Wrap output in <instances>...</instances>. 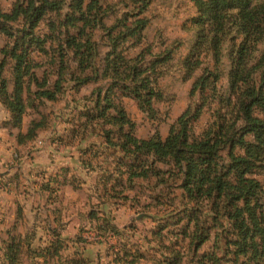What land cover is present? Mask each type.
Here are the masks:
<instances>
[{
    "label": "trees",
    "instance_id": "obj_1",
    "mask_svg": "<svg viewBox=\"0 0 264 264\" xmlns=\"http://www.w3.org/2000/svg\"><path fill=\"white\" fill-rule=\"evenodd\" d=\"M194 2L199 16L193 24L199 30L193 47L205 45L217 63L230 29L241 36L228 71L227 96H214L213 114L202 131L194 127L204 107L206 81L212 76L215 82L216 73L193 84L189 94L198 90L201 101L185 108L165 137L159 132L147 138L135 135L125 99L153 115V100L159 97L155 67L170 57L143 45L147 1L132 10L116 6L118 20L109 26L104 11L96 13L101 10L97 0H11L9 10L0 5V34L5 36L0 47V101L9 111V122L19 127L28 107L38 113L43 99L56 101L72 93L58 117L66 127L55 140L84 148L89 153L80 159L84 167L91 168L104 155L100 161L105 165H98L102 173L92 184L99 206L88 213L96 236L119 235L104 207L129 200L131 207L156 218L151 234L163 237L167 231L173 247L187 240L195 264H264L263 192L256 178L264 174V50L253 63V53L264 40V0ZM99 29L105 35L102 46L94 37ZM188 60L184 64L191 67ZM88 84H93L91 91L79 96ZM38 115L18 140L34 137L48 124L47 115ZM52 180L50 175L41 187L54 191ZM127 190L134 195L125 194ZM44 228L53 236L44 242L35 225L25 232H9L0 244L1 264L22 259L29 264L91 262L84 246H77L85 245V237L70 240L73 251L66 253L70 244L56 228L49 222ZM205 243H211L210 249L197 254ZM172 253L168 263L161 264H177L179 252ZM146 255L118 248L112 261L124 264Z\"/></svg>",
    "mask_w": 264,
    "mask_h": 264
},
{
    "label": "rangeland",
    "instance_id": "obj_2",
    "mask_svg": "<svg viewBox=\"0 0 264 264\" xmlns=\"http://www.w3.org/2000/svg\"><path fill=\"white\" fill-rule=\"evenodd\" d=\"M145 1H147V5L144 7L142 15L147 18L148 23L144 30L143 45H147L156 55L166 53L170 57L155 67V73L159 74L156 80V89L159 92V97L153 100V115L140 111L136 104L132 103L129 99H126L124 102L129 117L135 123V135L140 138H146L159 132L161 136H165L168 133L169 126L176 121V118L185 108L201 101L198 90L189 94L193 84L202 76L216 73L218 79L215 82L212 81V76H209L206 81V95L203 98L204 107L197 125L194 127L195 131L200 132L206 127L207 122L210 121L213 114L212 109L216 103V101H213L214 96L219 97V99L227 96L228 71L231 67V60L234 55L233 51L241 36L230 29L222 43L219 60L216 63L212 51L208 47L205 45L193 47L199 30L198 24H193V18L195 19L199 16L198 7L194 0H97L98 6H101V10L98 8L96 13L101 15L102 11H104L103 20L109 26L118 20L120 12L116 15L114 12L116 6L123 8L126 5L127 9L130 8L132 10V6H139ZM0 5L3 9L9 10L11 0H0ZM104 36L101 29L94 32V37L101 46ZM4 43L5 36L0 34V47ZM139 46L140 44H137L134 47L136 48L134 52L137 51ZM263 50L264 40L256 47L253 53V63L256 62ZM186 58L189 59L188 64L192 63L191 67L185 66L184 61ZM258 69L259 71L256 70L252 73L253 78L257 77V71L260 73L263 70L262 67ZM89 89L90 86H87L84 90L88 91ZM70 94L72 95V93ZM70 94L66 92L57 102L41 105V110H44V112L49 110L50 113L51 111L61 113L62 110L60 108H64L66 102L72 98ZM58 121L61 122L60 120ZM45 136L41 135V138L43 139ZM256 178L262 187V210L264 215V174H257ZM2 191L4 190L2 189ZM69 192L71 194L68 196H74L77 203H79L80 194ZM130 194L133 196L134 191ZM6 198L4 192H0V244L5 238L3 235L4 226L9 222L8 216L12 213L10 210L12 205H8L9 201ZM141 198L143 199L144 197ZM76 207L80 208V216L83 209H81L79 204L68 206V214L75 213ZM150 211H154V214L156 212L154 208H151ZM151 214L153 213H150L149 216ZM110 217L118 227L119 235L108 233L105 238L98 237L90 227L82 231L87 241L85 245L79 244L77 246L85 247V254L91 260V262H87L86 264H116L112 259L114 258V251L118 248H126L132 252H134V249H139L147 254L143 260H130L126 263V259L124 260V264L168 263L170 257L173 256V250L179 252L177 264H195V258L187 246V240H181L177 247H173L172 237L167 231L163 233V237H160L159 234H151L150 230L155 226L156 218L148 217V215L140 211L139 207H125V209L118 212L110 210ZM68 223L69 227L64 234L73 236L79 233L78 228L82 224V221H78L75 216V219L72 222L68 221ZM160 240H162L161 243ZM210 244L205 243L197 254L209 250ZM70 250H73L72 246ZM149 256L150 258H148ZM164 259L166 260L164 261ZM27 260L22 259V262L20 261L17 264H29Z\"/></svg>",
    "mask_w": 264,
    "mask_h": 264
},
{
    "label": "crops",
    "instance_id": "obj_3",
    "mask_svg": "<svg viewBox=\"0 0 264 264\" xmlns=\"http://www.w3.org/2000/svg\"><path fill=\"white\" fill-rule=\"evenodd\" d=\"M87 86H90L88 91L84 90ZM11 87L10 84L9 89ZM31 88L33 89L34 86L31 85ZM92 88L93 84L85 85L80 88L78 95L88 94ZM58 100L43 99L41 105ZM41 105L37 109L38 113L48 116V124L38 129L34 137L20 141L18 135L24 134L29 122L38 119L39 115L36 109L28 107L22 116L20 126H13L9 122L8 109L0 101V192L6 195L8 205H12L10 209L12 213L8 216L9 222L4 226L3 235L6 239L9 232H25L35 225L38 236H41L44 242L53 238L44 228L49 222L71 247L73 242L70 240H75L78 235L85 237L82 231L88 227L93 230L88 220V213L91 209L98 208L99 200L92 184L97 180L96 176L102 173L99 167L105 165L100 161L104 155L98 157L91 168L84 167L80 159L89 156V153L83 152L84 148L80 149L76 142L67 145L57 143L55 140L56 133L66 127L65 123L58 121L60 120L58 117L65 111L64 108H60L61 113L52 111L50 113L49 110L47 112L41 110ZM41 135L46 136L42 139ZM92 141L98 140L94 138ZM83 145L85 146L86 143L84 142ZM50 175L53 176L51 186L54 191L52 192L41 187L42 183L46 184ZM69 191L80 194L79 203L74 196H68L71 194ZM132 191L134 190H127L125 194L131 197ZM72 204L81 206L83 212L81 210L80 216L79 207L75 208V213L68 214V206ZM125 207L132 208L131 202H122L118 206L107 203L104 209L108 213L110 210L121 211ZM75 216L78 221H82L78 228L79 233L73 236L64 234L69 227L68 221L72 222ZM72 251L69 248L66 253Z\"/></svg>",
    "mask_w": 264,
    "mask_h": 264
}]
</instances>
